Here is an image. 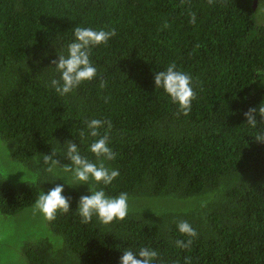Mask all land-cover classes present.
I'll list each match as a JSON object with an SVG mask.
<instances>
[{
	"label": "trees",
	"instance_id": "1",
	"mask_svg": "<svg viewBox=\"0 0 264 264\" xmlns=\"http://www.w3.org/2000/svg\"><path fill=\"white\" fill-rule=\"evenodd\" d=\"M75 27L117 35L91 49L97 76L61 96L50 86L60 76L51 61L67 55ZM173 62L192 77L188 115L155 88L154 74ZM259 106L264 0H0V144L9 161L0 170V214H18L59 184L70 198V211L44 217L39 236L20 234L19 257L119 264L122 251L148 247L159 254L154 264H264V143L255 140L264 123L257 114L253 128L243 115ZM91 119L111 122L116 158L105 166L119 175L109 185H72L71 174L45 171L38 158L51 149L70 163L67 141L96 162ZM89 186L110 197L127 192L135 204L124 220L105 225L94 215L83 224L77 206ZM181 220L198 233L184 249L175 244L189 239Z\"/></svg>",
	"mask_w": 264,
	"mask_h": 264
},
{
	"label": "clouds",
	"instance_id": "2",
	"mask_svg": "<svg viewBox=\"0 0 264 264\" xmlns=\"http://www.w3.org/2000/svg\"><path fill=\"white\" fill-rule=\"evenodd\" d=\"M215 2L216 0H207L209 5H214ZM195 22L196 14L192 12L189 23L195 24ZM164 26L167 27V24ZM73 34L74 40L67 45V55L60 54L58 59L51 61L60 76L59 79H51L50 86L61 96L71 93L82 82L91 81L97 76V69L90 60L91 49L97 45L107 44L111 37L117 35L115 29L105 31L87 27H75ZM196 47L198 48L199 45ZM257 74H260V70H257ZM154 84L155 88H162L169 95L171 101L178 105V114H189L192 102L196 99L192 77L189 74L177 70V66L173 62L168 65L166 71H159L154 74ZM100 86H105L103 80H101ZM257 114L261 117V123H264V106H259L249 108L244 112L247 125L256 128L255 116ZM85 124L87 135L96 138L89 145V151L96 157V162L82 156L78 145L72 141H67L64 154V157L70 161L69 164L61 165L59 160L55 158L59 153L54 149H51L47 154L42 153L38 162L49 173L59 168L64 173L71 174L74 180L72 185H90L91 181L109 185L119 175L118 170L105 166V161H112L116 158V153L109 147V131L112 124L110 121L102 119H91L85 121ZM100 129H104L103 134H101ZM79 136L84 138L85 130H80ZM255 140L264 143V132H260ZM88 190L90 195H82L78 201L77 210L81 217V223H89L94 215L100 223L105 225L114 220H124L127 217L129 213L127 192H121L117 196L110 197L102 188L95 190L89 186ZM63 191V184L56 185L47 194L41 191L34 202V212L39 211L49 221L56 218L58 211L68 213L70 211V198L62 195ZM177 228L181 234L189 237V239L187 241L176 240V247L189 248L198 236L197 231L187 221L183 220L178 222ZM122 252L123 255L120 257L119 264H154L159 255L156 250L148 247H142L138 252L130 249Z\"/></svg>",
	"mask_w": 264,
	"mask_h": 264
},
{
	"label": "rangeland",
	"instance_id": "3",
	"mask_svg": "<svg viewBox=\"0 0 264 264\" xmlns=\"http://www.w3.org/2000/svg\"><path fill=\"white\" fill-rule=\"evenodd\" d=\"M8 162L6 151L0 144V170L8 168ZM14 175L19 178L21 173L16 171ZM161 199L168 200L171 198ZM157 201L163 203L161 200ZM128 203L129 205L135 204L133 201H128ZM145 204L154 209H159L156 205ZM43 222V214L39 211L34 212V205L13 216L0 214V264H25L15 250L19 244L18 238L20 234H26L29 237L39 236L44 231L45 225L42 224Z\"/></svg>",
	"mask_w": 264,
	"mask_h": 264
},
{
	"label": "water",
	"instance_id": "4",
	"mask_svg": "<svg viewBox=\"0 0 264 264\" xmlns=\"http://www.w3.org/2000/svg\"><path fill=\"white\" fill-rule=\"evenodd\" d=\"M254 4H255V1L253 0V6H254Z\"/></svg>",
	"mask_w": 264,
	"mask_h": 264
}]
</instances>
